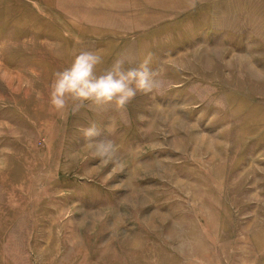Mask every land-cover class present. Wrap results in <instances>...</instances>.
Here are the masks:
<instances>
[{
    "label": "rangeland",
    "instance_id": "374dc122",
    "mask_svg": "<svg viewBox=\"0 0 264 264\" xmlns=\"http://www.w3.org/2000/svg\"><path fill=\"white\" fill-rule=\"evenodd\" d=\"M81 51L158 87L57 111ZM0 264H264V0H0Z\"/></svg>",
    "mask_w": 264,
    "mask_h": 264
},
{
    "label": "clouds",
    "instance_id": "9594fccd",
    "mask_svg": "<svg viewBox=\"0 0 264 264\" xmlns=\"http://www.w3.org/2000/svg\"><path fill=\"white\" fill-rule=\"evenodd\" d=\"M60 54V53H58ZM103 56L98 51H81L74 55L70 64L54 73L49 85V103L57 111H63L69 101L76 102L77 110L85 104L95 107L114 104L117 109L126 107L138 93L150 94L158 87L157 73L145 60L138 67H124L123 60L98 72ZM83 136L95 144L96 154L112 158L118 151L113 139H96L100 127L93 121L80 126Z\"/></svg>",
    "mask_w": 264,
    "mask_h": 264
}]
</instances>
